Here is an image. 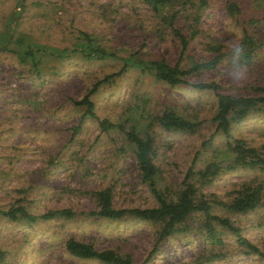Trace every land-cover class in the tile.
Segmentation results:
<instances>
[{
    "label": "rangeland",
    "instance_id": "1",
    "mask_svg": "<svg viewBox=\"0 0 264 264\" xmlns=\"http://www.w3.org/2000/svg\"><path fill=\"white\" fill-rule=\"evenodd\" d=\"M228 1L173 0L155 12L143 0H0V209L21 205L34 214L62 207L75 212L69 218L34 221L0 214V264H107L69 254L64 247L68 237L128 254L131 264H264V258L246 251L219 226L220 243L204 239L199 213L154 250L157 223L131 215L110 219L82 213L97 208L92 192L105 186L114 207L156 203L140 179L133 144L117 129L102 130L97 118L152 136L157 185L166 194L176 191L191 162L199 170L208 162L230 161L225 135L211 121L214 93L169 85L154 78L147 66L163 58L185 67L220 53L214 67L184 77L213 80L223 92L258 94L257 88L264 87V0H237L238 12H229ZM171 11L176 12L174 25L187 38L183 53L179 38L161 18ZM250 18L255 20L250 23ZM243 30L260 42L242 57L248 65L246 79L234 84L228 75L236 60L231 45L241 43ZM86 43L110 54L87 55ZM26 49L36 51L34 57L21 56ZM125 58L126 67L90 95L95 116H82L85 107L72 100L117 71ZM165 109L201 123L193 132L165 128L157 120ZM229 131L260 148L264 105L231 122ZM209 136L210 145L202 146ZM192 180L206 199L227 201L241 183L264 186V172L237 166ZM212 211L227 216L264 249L263 205L232 213L214 204Z\"/></svg>",
    "mask_w": 264,
    "mask_h": 264
},
{
    "label": "trees",
    "instance_id": "2",
    "mask_svg": "<svg viewBox=\"0 0 264 264\" xmlns=\"http://www.w3.org/2000/svg\"><path fill=\"white\" fill-rule=\"evenodd\" d=\"M153 11L157 12L161 8L172 4L173 0H143ZM229 12H238L239 6L237 0H229L227 3ZM175 11H171L168 15L161 16L162 21L168 25L171 32L179 38L180 53L186 48L187 38L181 33V30L173 23ZM255 19L250 18L248 21L252 23ZM191 34H195L191 31ZM244 48V55L250 54L257 43L253 36L243 30L240 41ZM83 52L87 55L97 52L99 56L106 53L103 49L92 47L88 43L85 45ZM83 46V47H84ZM212 48V47H211ZM38 50V48L36 49ZM43 51L44 48H43ZM36 52V51H35ZM34 52V53H35ZM63 51L58 53L63 54ZM32 49H26L21 52V56L30 55L34 57ZM221 54L216 53L211 58L195 61L190 65L181 67L178 62L174 64L167 63L163 58L152 59L147 63L154 78L162 80L169 85L187 84L198 89H209L215 95V111L211 117L214 123V130L221 131L225 135V148L230 153V161L222 165L212 161L205 164L202 169L193 170V162L186 168L180 185L172 194H166L157 185V167L153 161L154 146L152 136L146 132L139 135L131 125L125 126L123 122H112L107 118H97V122L102 130L117 129L122 132L124 137L133 144L136 167L140 179L145 182L155 198V205L146 207H114L112 205V192L110 187L96 189L92 195L96 201L97 208L94 210L83 211L87 216H97L104 218H120L124 215H131L138 219L157 223V231L155 233L154 244L152 250L157 248L158 243L165 237L184 230V225L193 213H199L201 220L198 223L199 229L203 232L204 239L212 243H220L221 239L218 235L217 226L223 230H228L234 236L235 242L245 248L246 251L264 258V249H260L255 243L251 242L243 236L238 227L224 215L215 214L212 211L214 204L220 206L227 211L234 213H245L257 206H264V186L261 182L241 183L234 191V195L227 201L219 199H206L198 191L193 178L209 179L221 168L233 167H257L264 172V144L260 148L246 144L244 140L232 137L230 133L231 122H239L247 114L264 105V87L259 86L258 94H235L220 91V85L213 81L191 82L184 76L189 72L201 68H212L220 60ZM128 60H124L120 68L102 78L95 80L85 93L78 99H73L72 103L84 106V115L95 116L93 113V102L90 95L98 88V86L110 79L113 75L119 74L128 64ZM160 125L165 128L179 129L182 131L193 132L200 125L201 121L197 119H188L174 113L170 109L163 110L157 116ZM211 136L201 142V145H210ZM0 214L11 220L25 219L34 221L37 219H49L56 216L63 218L72 217L75 212L69 207L47 210L42 213H31L21 205H11L6 209H0ZM66 251L79 258H95L102 263L107 264H131L128 254H119L112 249H95L92 244L73 237H68L64 242ZM2 251H0V258Z\"/></svg>",
    "mask_w": 264,
    "mask_h": 264
},
{
    "label": "clouds",
    "instance_id": "3",
    "mask_svg": "<svg viewBox=\"0 0 264 264\" xmlns=\"http://www.w3.org/2000/svg\"><path fill=\"white\" fill-rule=\"evenodd\" d=\"M231 47L236 60L234 61L233 68L228 75L234 84H239L247 77L248 65L246 61L242 60V57L244 56L243 45L234 42Z\"/></svg>",
    "mask_w": 264,
    "mask_h": 264
}]
</instances>
